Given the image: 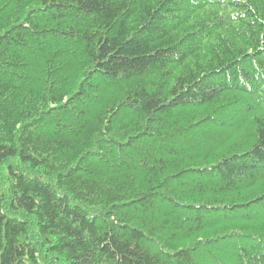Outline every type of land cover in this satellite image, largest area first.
<instances>
[{
	"label": "trees",
	"instance_id": "1",
	"mask_svg": "<svg viewBox=\"0 0 264 264\" xmlns=\"http://www.w3.org/2000/svg\"><path fill=\"white\" fill-rule=\"evenodd\" d=\"M0 264H264V0H0Z\"/></svg>",
	"mask_w": 264,
	"mask_h": 264
}]
</instances>
